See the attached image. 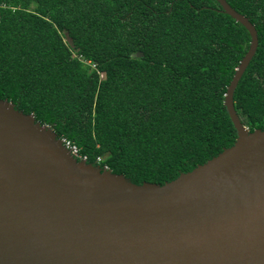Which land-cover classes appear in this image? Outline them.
<instances>
[{
  "label": "trees",
  "instance_id": "1",
  "mask_svg": "<svg viewBox=\"0 0 264 264\" xmlns=\"http://www.w3.org/2000/svg\"><path fill=\"white\" fill-rule=\"evenodd\" d=\"M225 1L257 31L233 102L262 130L264 0ZM249 42L216 0H0V100L88 163L162 185L234 143L224 95Z\"/></svg>",
  "mask_w": 264,
  "mask_h": 264
},
{
  "label": "water",
  "instance_id": "2",
  "mask_svg": "<svg viewBox=\"0 0 264 264\" xmlns=\"http://www.w3.org/2000/svg\"><path fill=\"white\" fill-rule=\"evenodd\" d=\"M216 1L250 36L224 95L236 138L169 182L78 161L52 128L0 100V264H264V129L249 132L233 102L257 31Z\"/></svg>",
  "mask_w": 264,
  "mask_h": 264
},
{
  "label": "built area",
  "instance_id": "3",
  "mask_svg": "<svg viewBox=\"0 0 264 264\" xmlns=\"http://www.w3.org/2000/svg\"><path fill=\"white\" fill-rule=\"evenodd\" d=\"M46 127L52 128L49 125H46ZM58 140L60 141V143L62 144V146L70 153V155L72 157H74L78 161H85V162H87V155L83 154L81 152L80 147L77 146L73 141H71L70 139H68L66 137H60V138H58ZM101 159L102 158L100 156L99 157H96L95 158V162L97 164H99L100 161H101ZM103 169L107 170L108 167L107 166H103Z\"/></svg>",
  "mask_w": 264,
  "mask_h": 264
}]
</instances>
